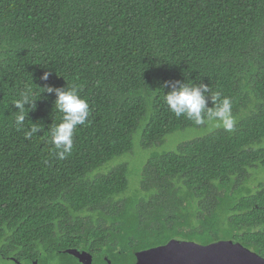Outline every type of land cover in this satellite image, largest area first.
I'll use <instances>...</instances> for the list:
<instances>
[{
  "label": "trees",
  "instance_id": "trees-1",
  "mask_svg": "<svg viewBox=\"0 0 264 264\" xmlns=\"http://www.w3.org/2000/svg\"><path fill=\"white\" fill-rule=\"evenodd\" d=\"M174 80L220 91L241 119L154 156L118 201L127 165L96 173L131 151L148 112L144 148L202 126L168 110L163 85ZM36 85L74 86L89 103L64 160L49 142L61 119L54 93L15 126L13 101L28 87L38 95ZM32 123L43 130L28 140ZM263 139L264 0H0V260L80 264L64 253L75 249L92 264H136L172 239L221 237L264 258V185L236 193L264 168Z\"/></svg>",
  "mask_w": 264,
  "mask_h": 264
},
{
  "label": "clouds",
  "instance_id": "clouds-1",
  "mask_svg": "<svg viewBox=\"0 0 264 264\" xmlns=\"http://www.w3.org/2000/svg\"><path fill=\"white\" fill-rule=\"evenodd\" d=\"M49 75L50 72L45 71L40 79L46 81ZM163 86L169 89L164 94V103L175 117H185L197 126L213 124L215 127H223L228 132L234 130L236 121L232 111L233 102L229 97L222 96L220 91L213 92L209 85L202 82L195 83L191 80L187 82L165 81ZM37 88L39 89L38 95L31 87H28L20 92L18 99L13 101L12 106L16 109L15 126L17 130L24 128L27 114L35 110V102L41 93H54V107L61 114V119L48 130L49 142L53 146L55 158L64 160L73 151L76 129L88 121L89 103L80 96L78 88L74 86L43 85ZM42 130V124L32 123V126L24 131V138L30 140L33 135H37V132Z\"/></svg>",
  "mask_w": 264,
  "mask_h": 264
},
{
  "label": "rangeland",
  "instance_id": "rangeland-1",
  "mask_svg": "<svg viewBox=\"0 0 264 264\" xmlns=\"http://www.w3.org/2000/svg\"><path fill=\"white\" fill-rule=\"evenodd\" d=\"M233 116L236 121V125L241 119V115L240 113H237L233 114ZM148 120L149 112L140 121L137 130L132 135L131 151L113 159L96 173V175L106 173V171H109L118 165H127L129 188L121 198H118V201L120 199L126 200L133 197L135 191L139 189V181L142 176L143 168L151 158L154 156H161L167 153L176 152L181 144L201 139L217 130H224L223 127H215L213 124H206L196 128H187L168 134L150 148H144L142 146V134ZM254 146H264V139ZM245 177V182L237 189V197L246 196L249 192H254L259 188V186L264 185V168L258 166L257 168L250 169ZM141 199L142 197H140V200ZM221 239L227 240V237H221ZM0 264L22 263H17L11 260H0Z\"/></svg>",
  "mask_w": 264,
  "mask_h": 264
},
{
  "label": "water",
  "instance_id": "water-1",
  "mask_svg": "<svg viewBox=\"0 0 264 264\" xmlns=\"http://www.w3.org/2000/svg\"><path fill=\"white\" fill-rule=\"evenodd\" d=\"M80 264H92L93 257L75 249L65 250ZM41 255L39 256V258ZM12 261L19 263L15 259ZM33 264H39L38 260ZM136 264H264V258L232 240L206 245L172 239L168 243L137 253Z\"/></svg>",
  "mask_w": 264,
  "mask_h": 264
}]
</instances>
